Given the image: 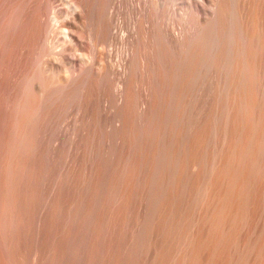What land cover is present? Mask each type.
Returning <instances> with one entry per match:
<instances>
[{
	"label": "bare ground",
	"instance_id": "1",
	"mask_svg": "<svg viewBox=\"0 0 264 264\" xmlns=\"http://www.w3.org/2000/svg\"><path fill=\"white\" fill-rule=\"evenodd\" d=\"M0 264H264V0H0Z\"/></svg>",
	"mask_w": 264,
	"mask_h": 264
}]
</instances>
